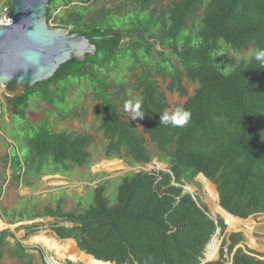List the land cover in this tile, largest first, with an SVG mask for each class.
<instances>
[{"label": "trees", "instance_id": "obj_1", "mask_svg": "<svg viewBox=\"0 0 264 264\" xmlns=\"http://www.w3.org/2000/svg\"><path fill=\"white\" fill-rule=\"evenodd\" d=\"M72 1L51 0L48 23L59 7L67 8ZM77 1L80 6L68 15H58L56 22L93 39L96 56L83 63L69 62L48 82L5 98L7 107L24 121L31 101L37 98L59 117H72L65 110L73 81L97 103L92 114L100 120L107 160L149 165V141L168 173L141 172L122 178L113 204L102 184L92 191L93 202L84 210L66 213L59 201L39 217L72 225L57 224L51 230L59 240H74L78 250L95 261L201 264L217 229L224 232L226 227L222 220L216 226L206 206L199 208L184 186L194 184L202 174L216 186L220 206L233 217L246 220L264 215V68L255 55L240 63L230 60L229 65L221 62L220 55L222 46L236 53L264 49V0H175L166 10L158 9L161 0H136L129 14L124 13L123 4L94 12L104 0ZM115 31L119 33L113 38ZM127 37L131 41L120 49ZM124 58L130 70L138 71L135 84L145 116L135 121L142 127V136L123 119L120 97L114 98L107 80L108 68L116 71ZM155 78L169 79L168 94L187 98L183 108L191 111L188 124H160V115L169 105ZM182 78L197 85L191 96ZM39 128L25 140L24 155L1 159L9 165L14 181L49 173L66 175L89 165L90 136L55 134L45 124ZM36 228L25 230L29 234ZM7 236L0 234V248ZM243 241L242 234L224 240L231 264H264L237 249ZM15 251L20 261L32 264L24 247L18 244ZM223 256L222 250L216 264H223ZM1 258L0 254V264Z\"/></svg>", "mask_w": 264, "mask_h": 264}, {"label": "rangeland", "instance_id": "obj_2", "mask_svg": "<svg viewBox=\"0 0 264 264\" xmlns=\"http://www.w3.org/2000/svg\"><path fill=\"white\" fill-rule=\"evenodd\" d=\"M174 1L161 0L158 9L166 10ZM3 2L7 3V0H0V10L1 5L4 4ZM134 2L136 0H118L117 3H113L112 0H104L96 4L94 12H97L99 8L103 7L105 9H115L117 5L123 4L125 7L124 13L129 14L131 9H134ZM78 6H80L78 1L73 0L69 7H59L49 25L56 28L58 26L56 15H68L72 8ZM71 29L68 28L69 31ZM220 55L221 62L229 65L230 60H233L235 63H240L255 55V52L253 49H250L246 52L236 53L222 46ZM175 62L173 60V63ZM112 69L113 67L111 66L108 68L107 76L111 92L118 95L124 101V106L126 101L140 100V95L136 90L135 84L137 69L130 70V63L127 62L126 58L120 62L119 68L116 71L113 72ZM155 80L158 83L157 85L160 91L165 93L166 101L169 105L167 112L171 114L175 112L177 107L184 106L187 98H182L177 93L168 94L165 92L170 82L169 79L162 81L161 78H155ZM182 80L188 95L191 96L197 85L190 84L184 78ZM2 91L0 89V228H2L0 234L9 233L14 238H6L4 247L0 248V254L2 255L1 264H24L27 262V259L20 261L16 256L15 248L17 244L26 249L32 264H44V261L48 257L53 258L58 264H66L71 260L67 257L58 259V256L53 252L47 251L42 243L33 242L35 237L39 235L42 237L43 235L41 234H44V237L54 238L59 241L50 230L51 226L59 224V226H65L67 228L72 227V225L65 224L61 220L40 218L39 215L46 208H56L58 202L61 201L63 210L66 213L75 210L82 211L88 205L92 204V191L102 184L106 186L105 197L113 204L116 198L117 187L122 178L141 172L159 174L163 172L161 171L162 169L167 171L168 166L158 162L156 158L157 151L149 141H147V149L152 156V162L149 165H134L131 162L125 164L117 159L107 160L105 157L107 142L99 129L100 120L96 119L92 114L95 103L91 100L90 92L73 81L71 83V89L67 94V105L70 108L66 106L65 110V113L72 111V117L66 114L59 117L55 109L35 98L31 101V105L25 113V120L22 121L13 111L9 110ZM124 106L121 108L122 112H125L124 118L130 121L131 113L125 111ZM44 124L55 134L67 132L73 135L90 136L92 141L88 149V152L91 154L89 165L74 168L66 175L49 173L38 179L35 177H21L19 181H14L9 165H4L1 159L5 156H11L14 153L24 155L26 149L25 140L29 136L36 134L38 129H40L39 127ZM29 126L34 127L29 129ZM36 126L37 128H35ZM137 131L142 136L141 127L138 126ZM111 162H117L119 165L114 166L112 170H108L107 168L111 166ZM204 183L206 184L199 176L195 178L194 184L186 185L184 188L192 191L191 193L199 201L198 203L206 206L209 215L212 217L211 205L216 203V200L218 201L216 197L217 188L212 183V186L205 185ZM185 193H187L186 190ZM242 221L250 222L251 234L247 236L244 232L245 227L244 231L229 232L227 226H225L224 232L220 230L214 236L221 243L218 251V259L214 262H206L205 251L201 264H216L221 261L222 250L224 251L222 258L223 264H231L232 255L227 253V246L223 247V242L232 234H242L244 237L243 243L239 244L237 249L240 248L244 253L264 261V215L253 216ZM34 226L37 227V230L29 234L23 229H29ZM5 227L7 228L5 229ZM13 227H15L14 230H10ZM251 241H255L256 243L253 244ZM76 248H73L74 253H76ZM79 260L77 263H70L104 264L103 262H95L91 258H89V261Z\"/></svg>", "mask_w": 264, "mask_h": 264}, {"label": "water", "instance_id": "obj_3", "mask_svg": "<svg viewBox=\"0 0 264 264\" xmlns=\"http://www.w3.org/2000/svg\"><path fill=\"white\" fill-rule=\"evenodd\" d=\"M50 1L11 0L6 11L5 17L11 24L0 26V89L3 88L2 92L8 98L48 82L69 62L83 63L96 56L97 48L91 43L93 39L49 25ZM186 190L196 202L192 191ZM217 196L219 200L218 193ZM208 217L218 226L216 218ZM219 232L220 228L215 235ZM45 264H49L48 259Z\"/></svg>", "mask_w": 264, "mask_h": 264}, {"label": "bare ground", "instance_id": "obj_4", "mask_svg": "<svg viewBox=\"0 0 264 264\" xmlns=\"http://www.w3.org/2000/svg\"><path fill=\"white\" fill-rule=\"evenodd\" d=\"M110 165L111 166L107 168L108 170H112L114 166L119 165V164L117 162H113V163L111 162ZM200 177L203 182H206V184L204 183L205 185L212 186L211 182H209L203 176H200ZM216 197L218 199L217 193H216ZM211 210L213 212L214 218L222 219L224 221V224L227 226V229L229 232H234L238 230L244 231V227H245L244 232L247 234V236L251 234L252 229L250 228V222L242 221V220H239L238 218L230 216L227 212H225L223 209L220 208L219 200L218 201L216 200V203L211 205ZM37 237H41V236L39 235ZM216 239L217 238L214 237L206 248L207 262L208 260L210 261L213 260V262L216 261L215 257L218 256V251H219L221 243ZM250 240H253V239H250ZM38 242L42 243L43 246H45L47 251L53 252L55 255L59 256L60 258L67 257V258H70V260H72L75 263H77V261H80L79 259L89 261V258L84 256L83 254L78 253V252L77 253L73 252L74 247L71 241L69 242L66 241V243H62V242L57 241L54 238H48V237L42 236L40 239H38ZM251 242L254 243L255 241H251ZM47 259L49 261L48 263L50 264H58L51 257H48Z\"/></svg>", "mask_w": 264, "mask_h": 264}, {"label": "clouds", "instance_id": "obj_5", "mask_svg": "<svg viewBox=\"0 0 264 264\" xmlns=\"http://www.w3.org/2000/svg\"><path fill=\"white\" fill-rule=\"evenodd\" d=\"M11 2V1H10ZM5 5H7L8 7H10V5L8 4V2H3ZM2 6V5H1ZM71 28V27H70ZM71 31V30H70ZM255 59L259 62V65L261 68H264V49H261V50H258L256 53H255ZM166 92V90H165ZM164 93V92H163ZM167 93V92H166ZM114 94V93H113ZM165 94V93H164ZM175 94V93H174ZM116 95V94H115ZM5 96V95H4ZM5 98H8L5 96ZM114 98H117V95L114 96ZM121 100V99H120ZM121 108L124 106V101L121 100ZM125 111H128L131 113V116H130V121H127L125 118H124V114L125 112H122L121 108H120V111L123 113L122 117L123 119L126 121L127 124H133L135 125L136 129L137 127H141L139 124L136 123L135 119H143L144 116H145V112L142 110V102L141 100L137 99L135 101H126L125 102ZM191 120V111L190 110H187L183 107H177L175 112L173 113H169L167 111H165L162 115H160V124L162 125H168L169 123H171L173 126H178V127H183L185 126L186 124L189 123V121ZM142 129V127H141ZM118 160V159H117ZM160 163V162H159ZM163 171L162 173H168V169L167 171L166 170H161ZM149 174H156V173H149ZM160 174V173H159ZM54 175H60V174H54ZM158 175V174H156ZM199 176H204V175H199ZM198 176V177H199ZM197 178V177H196ZM205 179H207L205 176H204ZM208 180V179H207ZM209 181V180H208ZM211 182V181H209ZM212 183V182H211ZM213 184V183H212ZM174 186H177L176 183ZM185 187V186H184ZM183 187V190L185 192V190L187 188H184ZM190 190V189H188ZM187 191V190H186ZM191 191V190H190ZM218 193V192H217ZM187 194H189L187 192ZM190 195V194H189ZM193 199V198H192ZM196 199V198H195ZM194 200V199H193ZM220 200V199H219ZM196 203H198V201L196 200ZM220 205V204H219ZM198 206L199 208H201V205L198 203ZM227 212V211H226ZM228 213V212H227ZM207 214V213H206ZM209 215V213L207 214V216ZM210 216V215H209ZM239 219V218H238ZM249 219V218H248ZM218 220V219H217ZM241 220V219H240ZM247 220V219H246ZM67 224V223H65ZM70 225V224H68ZM226 226V225H225ZM65 227V226H64ZM67 228V227H66ZM221 230V229H220ZM55 235V234H54ZM56 236V235H55ZM215 236V235H214ZM213 236V237H214ZM212 237V239H213ZM57 238V237H56ZM58 239V238H57ZM211 239V240H212ZM59 240V239H58ZM68 240H72V239H68ZM59 241H65V240H59ZM67 241V240H66ZM74 241V240H73ZM75 242V241H74ZM243 243V242H242ZM241 243V244H242ZM209 244V243H208ZM75 245H76V242H75ZM77 247V245H76ZM78 250V248H77ZM79 251V250H78ZM206 251V249H205ZM80 252V251H79ZM81 253V252H80ZM88 256V255H87ZM90 257V256H89ZM94 259V258H93ZM70 261V260H69ZM97 261V260H96ZM45 262V261H44ZM72 262V261H70ZM100 262V261H98ZM105 263V262H103ZM109 263V262H108ZM45 264V263H44ZM112 264V263H111Z\"/></svg>", "mask_w": 264, "mask_h": 264}, {"label": "crops", "instance_id": "obj_6", "mask_svg": "<svg viewBox=\"0 0 264 264\" xmlns=\"http://www.w3.org/2000/svg\"><path fill=\"white\" fill-rule=\"evenodd\" d=\"M3 227H4V226H3ZM7 227H8V226H7ZM7 227H5V229H6ZM14 228H15V227L10 228V230H14ZM1 229H2V228H0V230H1ZM8 229H9V228H8ZM23 229L25 230V228H23ZM3 230H4V229H3ZM50 230H51V227H50ZM51 231H52V230H51ZM52 233H53V232H52ZM7 234H8L9 237L14 238L13 235H11V234H9V233H7ZM53 234H54V233H53ZM41 235L44 236V234H41ZM8 236H7V238H9ZM40 238H41V237H35V238L33 239V242H35V243H39V242H38V239H40ZM48 238H49V237H48ZM5 240H6V239H5ZM65 241H66V240H65ZM65 241H61V242L66 243ZM70 241L72 242L73 247L76 248L75 242H74L73 240H70ZM67 242H69V241H67ZM255 243H256V242H254L253 244H255ZM17 245H18V244H17ZM76 249H77V248H76ZM77 252L80 253L79 251L76 250V253H77ZM81 254H83V253H81ZM83 255L86 256L87 258L89 257V256H87V255H85V254H83ZM207 255H208V254H207ZM89 258L92 259V257H89ZM1 259H2V258H1ZM58 259H60L59 256H58ZM68 259H70V258H68ZM217 259H218V256L215 257V260H217ZM92 260H93V259H92ZM71 261H72V260H71ZM93 261H95V260H93ZM72 262H73V261H72ZM95 262H96V261H95ZM97 262H98V261H97ZM206 262H207V260H206ZM208 262H213V260H211V261L208 260ZM57 263H58V262H57ZM73 263H75V262H73ZM49 264H50V263H49ZM104 264H105V263H104Z\"/></svg>", "mask_w": 264, "mask_h": 264}, {"label": "built area", "instance_id": "obj_7", "mask_svg": "<svg viewBox=\"0 0 264 264\" xmlns=\"http://www.w3.org/2000/svg\"><path fill=\"white\" fill-rule=\"evenodd\" d=\"M9 9V7L5 4H2L1 10H0V26H6L11 24V21L9 19H6L5 14L6 11Z\"/></svg>", "mask_w": 264, "mask_h": 264}, {"label": "flooded vegetation", "instance_id": "obj_8", "mask_svg": "<svg viewBox=\"0 0 264 264\" xmlns=\"http://www.w3.org/2000/svg\"><path fill=\"white\" fill-rule=\"evenodd\" d=\"M58 10V9H57ZM57 12V11H56ZM55 12V13H56ZM55 13L53 14V17H54V15H55ZM58 15H60V14H58ZM58 15H56V21H57V19H58ZM53 17H52V19H53ZM50 21H52V20H50ZM50 23V22H49ZM56 28H62V27H60L59 25L58 26H56ZM63 29V28H62ZM118 33H119V31H115L113 34H112V37L113 38H116V36L118 35ZM131 40L129 39V37H127L126 38V40H124V41H122L121 43H120V45H119V48L120 49H122L123 48V46H124V44H126V45H128L129 44V42H130ZM151 43V42H150ZM110 92H111V89H110ZM112 93V92H111ZM91 100H92V98H91ZM96 104L97 103H95V106H96ZM69 112H71L72 113V111H69Z\"/></svg>", "mask_w": 264, "mask_h": 264}]
</instances>
